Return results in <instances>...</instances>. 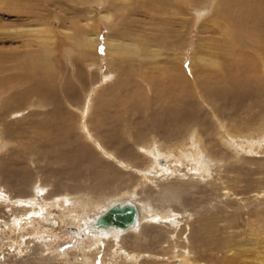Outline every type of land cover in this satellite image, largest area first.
Returning <instances> with one entry per match:
<instances>
[{
    "label": "rangeland",
    "instance_id": "374dc122",
    "mask_svg": "<svg viewBox=\"0 0 264 264\" xmlns=\"http://www.w3.org/2000/svg\"><path fill=\"white\" fill-rule=\"evenodd\" d=\"M6 1L9 4L0 0V55L22 57L16 63H7L12 67L26 62V56L39 54L43 47L37 37L40 31H50L48 60L53 86L48 93L54 88L56 96L51 104L38 106L44 96L32 89L25 98L26 89H30L28 82L0 88V117L7 120L0 123V138L6 141L5 146L0 143V185L24 201H28L27 197L17 193L35 179L48 185V192L86 194L73 207L72 202L63 207H45L52 214L54 225H43L35 218L24 232H45L51 246L63 252L80 241L77 235L81 231L77 226L71 227L75 216L91 213L94 201L134 190L155 213L161 212H157L161 206L172 208L168 213L180 219L178 229L188 228L181 235L174 232H178L177 236L166 234L167 228L158 222L143 226L139 231L146 239V243H141L142 251L150 254L138 264H179L176 251L182 249V244L190 248V261L202 264H264V194H256L260 188L264 190V145L250 155L240 152L234 160L231 153L235 150L227 145L229 137L223 133L257 137L264 128V56L259 60L264 55V0ZM105 13L110 15L108 23L102 17ZM110 35L126 49L121 61L109 62L116 76L101 83L109 59L105 41ZM81 37L96 38L94 52L79 51L76 44L83 40ZM134 44L143 51L129 52L136 49ZM215 62H220V71L213 75ZM169 66L173 69L165 76L163 69ZM18 71L17 74H24L22 69ZM220 72L231 76L241 72V84L221 80ZM0 73L4 76L8 71ZM83 103L89 104L87 113L80 109ZM191 122L198 125L196 137L216 155L212 165L216 175L212 172L205 179L180 175L190 167L184 161L180 166L172 165V170L179 168L180 177L165 176L166 179L152 182L142 178L141 170L147 161L135 142H149L147 137L153 136L163 151L175 147L172 152L177 154L179 146L190 143L188 139L181 142L183 132L178 131L179 126L189 127L194 124ZM91 134L102 144V150L94 146ZM244 136L235 138V142L244 145ZM172 138L178 141L173 143ZM103 150L116 154L133 168L107 160ZM219 163L225 164L221 175L215 170ZM223 186L227 188L223 190ZM164 187L169 188L168 192ZM170 191L175 200L165 197ZM239 202H247L248 207L236 212L234 207ZM4 204H0L2 221L11 212V207ZM250 208H256L260 215L252 210L247 213ZM201 211L218 214L205 242L192 238L191 228L199 229ZM3 225L0 231L6 235L9 228L7 223ZM13 235L1 242L0 262L14 252L15 244L3 245L11 242ZM124 239L127 251L133 250L130 244L134 239ZM86 241L83 243H90L89 239ZM173 241L175 251L171 249ZM106 248L104 244L92 253L96 264L107 256ZM84 253L79 247L64 255L63 260L69 264Z\"/></svg>",
    "mask_w": 264,
    "mask_h": 264
},
{
    "label": "bare ground",
    "instance_id": "6f19581e",
    "mask_svg": "<svg viewBox=\"0 0 264 264\" xmlns=\"http://www.w3.org/2000/svg\"><path fill=\"white\" fill-rule=\"evenodd\" d=\"M2 2L9 4L8 1H6V0H2ZM102 17H103L104 21L106 23H108L110 15L105 13V14H103ZM110 30H112V29H110ZM114 33H115V35L117 34V32H114ZM50 35H51L50 31H48L46 29L43 31H40V33L37 35V37L40 39V42L42 43L43 47H42L41 51L39 52V54H37L35 56H31V55L26 56L24 58L26 62H24V61H23V63L20 62L15 67H12L13 65L11 66L7 63L8 62L16 63L17 61L22 60L21 59L22 57L20 58V56H19L18 58L13 59L12 55H10V54L0 55V72H4V71L7 72L8 71V74H6L4 76L3 75L0 76V88H2L4 90L7 87H9L8 85H14L15 86L18 84L20 85L22 83L28 82L27 84H30V89H28V88L26 89V91L24 93L25 98H28L27 97L28 93H26V92L34 89V90L39 91V93H37V95L41 94L42 96H44L43 99L41 96L42 101L39 102L38 106H47V105L51 104V102L55 99L56 95H55V91H53V90H55L54 88L51 89V93H48L50 90V86L51 87L53 86L52 81H51L53 79V74L51 75L52 65L48 60V56L50 53V48L48 47V44L52 39V37H50ZM110 36L114 37V35H110ZM110 36H107L106 41H105V52H106L105 54L107 55V59L108 58L109 59L106 61L107 70L105 71L103 78L100 81L101 83H104L108 80H112L116 76L115 69L112 70L110 68L109 62H110V60L111 61H113V60L121 61L120 59L122 57H124V56H122L125 53L124 49H126V47L125 46L123 47L119 41H116L115 37L111 38ZM36 39L37 38L35 37V40ZM82 39L83 40H81L78 44H76V47L79 49V51L81 53H85V51L88 52L90 50H93V52H94V49L96 47V38L94 39V37L93 38L86 37L84 39V37H83ZM48 40H50V41H48ZM136 46H138V45H135V44L133 45V47H136ZM142 51H143L142 47H139V48L136 47V49H134V50H129V52L135 53V54L142 52ZM262 52H264V51H262ZM258 54H260V53H258ZM262 56H264L263 53L261 55V58L259 56H257V57H259V60H262ZM219 63L220 62H215L212 64V65H214L213 66L214 69L213 68L211 69L213 75H215V73L220 71L219 70ZM229 68L227 70H229ZM231 68H233V67H231ZM237 68H238V66L236 67L235 70H237ZM19 69H22V71H24L23 75L17 74V71ZM172 69H173V66H169V68L167 67L166 69H163L165 76L169 75ZM238 69L240 70V67ZM225 73L226 72H220L221 80L226 81V82L229 81V82L236 83V84L239 82V84H241V78L243 77V76H241L242 75L241 72L238 73L239 76H241V78L238 76V74L237 75L232 74V76H231L230 74L226 75ZM232 73H234V72H232ZM229 75L231 77H229ZM184 78L186 79L185 76H183V79ZM44 85H46V86L49 85V86H47L48 89H44ZM12 102H13L12 104L15 103V99L13 97H12ZM17 102H19V101H17ZM88 105L89 104L85 105V103H83V106L80 107V109L83 113L88 112V110H87ZM12 114H13V112H11L7 117H10ZM3 121L5 122L7 120L3 116H1L0 117V123H2ZM191 123H194V124H192L189 127H185L183 124L182 125L185 128L179 126L178 131L180 132V129H182L181 131L183 132V133L180 132L182 134V137H180L181 142L184 141L185 139H188L190 141V143H189L190 146L189 145H188L189 147L188 146L187 147L186 146L185 147L179 146L177 148V150H178L177 154L175 153L176 155L172 152L175 149V147L173 149V145H170V146H172V149H173V150L171 149L172 151H169V150L163 151L159 147L157 141L154 140L155 138H153V136L147 137V139H149L148 141L151 142L152 144H148L149 142H144V139L141 143L135 142L134 146L137 148H139V147L141 148V150L143 151L142 153L145 155L144 159H146V161H147L144 164V168L141 170L142 172L140 171L141 174L143 175L142 178L147 179V181L152 182L153 179L154 180H156V179L160 180L161 177L165 178V176H167V177H169V176L170 177L171 176L180 177V175L184 176L186 174H190L192 176H196V177H199L201 179H205L207 177H210V175H212V172H213L212 165L214 164V156L216 157V155L211 153L208 148H205L204 147L205 145L201 142V140H199L198 137H196V132H197V134H199L198 133L199 131H196L198 129L195 127L197 124H195V122H191ZM185 125L187 126V124H185ZM222 131H225V129ZM226 132H223V133L225 135L227 134V136L229 137V139H228L229 142H227V145L228 146L232 145L231 147L235 150L234 154H233V150L231 153L232 154L231 157L234 158V160L236 158L240 157V155H239L240 152H243L245 154L250 155V153L252 154V153L256 152V149H258V147L261 148V146L263 147V145H264V133H262V132H264V128L262 129V131L260 132V134L257 137H254V135L253 136H251V135L247 136V134H246V136L240 135L236 131H235V133H237V134H234V132H231V131H229V133L228 132L226 133ZM180 133H179V135H180ZM177 134H178V132H177ZM7 135H9V134H7ZM240 136H244L243 138L245 140L241 139L243 141H246L244 143V145H243V142H239V143L235 142L236 141L235 138H238ZM91 137H92L94 146H96L100 150H102L103 149L102 144L97 141V138L94 136V134H91ZM177 137H179V136H177ZM226 137H224V138H226ZM3 139L0 138L1 146L5 144L4 143L5 139L4 140ZM239 139H237V140L240 141ZM176 140L178 141V139L172 138L173 143L177 142ZM155 141H156L157 145L155 144ZM225 142L226 141H223L222 143L226 144ZM165 143L167 146V142H165ZM59 144H60V142H59ZM162 145H164V143H162ZM175 146H176V144H175ZM164 147H165V145H164ZM166 148H168V146ZM139 149H138V151H140ZM226 149L228 150L227 147H226ZM175 151H176V149H175ZM222 151L224 152L223 149H222ZM102 152L104 153L107 160H109V161L114 160L124 168H130V169L133 168L130 164H129L130 165L129 166L128 163H126L124 161V159L116 156V154H113V153L111 154L108 151L106 152L104 150ZM142 153H140V154H142ZM241 155H242V153H241ZM161 158L163 159V163L160 162ZM225 159L228 160L229 158L226 157ZM173 160H174V163H172ZM184 161L186 162V164L190 165L189 170H187L186 173H182L179 175L180 171H179V168H177V167L175 168V170H172V169H174V167L176 165H179V166L182 165L184 163ZM215 162H221V160L219 161L218 159H216ZM172 165L174 166L173 168H172ZM223 167H225V164L219 163L218 168L215 169V170H217V172L216 171L215 172L218 175H221L220 173L222 171H224V169H222ZM137 168H138V166H137ZM133 170H135V169H133ZM176 171L178 172V174L174 173ZM213 174H214V172H213ZM214 175H216V174H214ZM196 177H194V178H196ZM188 178H190V176ZM196 179H198V178H196ZM30 183L28 184V187H25V188L23 187V189L20 188L21 191L19 193H17L18 195L27 197L26 199L28 201L22 200V197H15V195L8 194L7 193L8 190H5L6 188L3 187L2 185H0V202H1L0 204L6 203V204H4L5 207H9V208L11 207L10 208L11 212L9 214L6 212L8 214L7 219L5 221H2L0 219V226L7 223L8 228H9L8 232H7L8 235L7 234L3 235V233H2L3 231L2 232L0 231V250L2 248L1 242L4 240V238L6 236H10L11 233L12 234L14 233L11 242L8 241V243L7 242L3 243V245H6V246L9 245V247H10V246H12V243H13V245L15 244L13 254L10 253L8 258L2 260L0 262V264H68V261H65V259L63 260L64 255H67V253L69 251H76L79 247L83 248V251L85 252L84 255L78 259L75 257V261L72 263L69 262V264H96L95 259H94L95 256L92 253L94 251H96L97 249H99V247L104 246V244L107 245V248L105 250L107 256L105 255L103 257V261L100 264H117V263H119V260H121L120 264H138V263H140L139 261H142L144 259H148L149 254H150V253H145L142 251L143 245H141V243L142 242L146 243L145 242L146 239L144 238V235H142L143 232H139V231L143 228V226H145L146 224L151 223V222H158L160 224H163L167 228V230L165 231L166 234L172 233V234L177 235V236H178V234H177L178 232L181 235L185 232V230L188 229V228L185 229L186 227H184V228L180 227L178 229V226H180V219H178V217L176 218V216H174L173 214L168 213V211L172 210V208L168 209V208H166V205L161 206L162 207L161 209L157 208V212L159 210L163 213H161V212L155 213L153 210H151L150 204H148L147 200L141 199L139 196H137L138 194L135 195V193L133 192L134 190H128V191L124 192V195H120V197L116 196L114 198L112 197L111 199H108L110 196H107V197L104 196L105 198L101 199L100 201H97V202L94 201V204L91 207V213H84V214L75 216L76 221H73L74 226H72L71 224L70 225H71V227L77 226L78 229L81 231V233H79L77 235V237H79V240H80V241H77V242H79L78 243L79 245L77 244V242H75V244H72V246L70 248H68L67 250H65L63 252H60V251L56 250V248H53L51 246V243L47 239L46 235H43L45 232L41 231L40 234L38 233V234L30 235V233L24 232V230H26V226L32 224V221L35 218H38L39 220H41L43 222V225H45V224H48L49 226L54 225L53 224L54 219L52 217V214L47 213L48 208L44 209L45 207H48V206L50 207V205L51 206L52 205L53 206L59 205V206L63 207V205L66 204L67 202L68 203L72 202L71 204L73 207L74 205L79 203L80 200L82 199V197L86 194H84L85 192H83V193H81V192L68 193L64 190H59V191L53 190V191L48 192L47 190L49 188H46L48 185L43 184L38 179L30 181ZM220 183H221V181H220ZM220 185H222V184H220ZM168 187H170V186H168ZM167 188L164 187V190L168 192L169 188L168 189ZM221 188L224 190V188L226 189L227 187L223 186ZM172 192L173 191H170L169 196L165 195V197H167L168 200H175L174 199V197H175L174 193H172ZM242 193H245V192H241V194ZM258 193L264 194V190H261V188H260L259 190H257L256 194H258ZM87 194H89V192ZM172 194H173V196H172ZM236 194H240V193H236ZM178 195H180V193ZM127 196H132V197L130 199V198H126ZM146 199H148V198H146ZM125 203H131L137 209V214H136V217L134 219V222L130 226H128L126 228L115 227V226H108L105 228L95 227L96 219L98 218V216L101 213H103L106 209H108L110 206H112L114 204L122 205ZM71 204H68V205L70 206ZM82 205L83 204H81V206ZM237 205L238 206L234 207L236 212H240L244 208L248 207L247 202H239ZM79 206H80V204H79ZM68 208H70V207H68ZM81 208H84V207H81ZM10 209H8V210L10 211ZM87 209H89V208H87ZM2 210H4V209H2ZM251 210H252V212H255L256 215H260L259 211L256 208L248 209L247 213H249V211H251ZM83 212H84V210H83ZM166 212L168 214H166ZM212 214L213 213L210 211H205V212H202L201 214H198V215H200L199 220H201V222L198 223L199 229H197L195 227L193 229L191 228L193 239L204 241V242L209 240V238H210L209 228L212 227L213 225H215V220H218V219H216L218 217L217 212H215L213 215ZM189 216H190V214H189ZM0 218H1V216H0ZM69 220H72V219H69ZM70 225H68V227H70ZM186 225H184V226H186ZM188 227H190V226H188ZM33 228L36 229V227H33ZM74 230H71L70 232L74 233ZM176 231H178V232L174 233ZM131 232H133L134 234H130ZM200 234H202V235H200ZM125 236L131 237L134 239L135 242L130 244V247L133 250L127 251L128 246L125 243V240H126V239H124ZM171 237H169V238H171ZM84 238L89 239L90 243L87 245L84 244L85 242H87L86 239L84 241ZM187 240H188V238H187ZM177 242H179V241H177ZM147 245L148 244H146V246ZM125 247H127V248H125ZM176 248H177L176 242L173 241L171 249L175 251ZM189 249L190 248H187L183 244H182L181 250L177 249L176 260L179 264H188L190 262L191 263L194 262L196 264L198 263L195 260L190 261V259L188 257L190 254ZM3 258H4V256H3ZM198 264H202V263H198Z\"/></svg>",
    "mask_w": 264,
    "mask_h": 264
},
{
    "label": "water",
    "instance_id": "95a60500",
    "mask_svg": "<svg viewBox=\"0 0 264 264\" xmlns=\"http://www.w3.org/2000/svg\"><path fill=\"white\" fill-rule=\"evenodd\" d=\"M136 214L137 209L131 203L114 204L98 216L95 227L115 226L126 228L134 222Z\"/></svg>",
    "mask_w": 264,
    "mask_h": 264
}]
</instances>
